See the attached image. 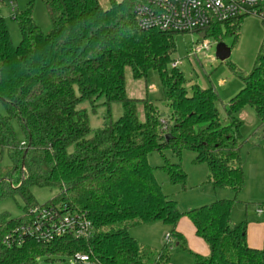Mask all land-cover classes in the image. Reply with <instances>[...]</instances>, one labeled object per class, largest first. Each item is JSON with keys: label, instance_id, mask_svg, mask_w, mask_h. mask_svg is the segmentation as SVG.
Listing matches in <instances>:
<instances>
[{"label": "trees", "instance_id": "16d2710c", "mask_svg": "<svg viewBox=\"0 0 264 264\" xmlns=\"http://www.w3.org/2000/svg\"><path fill=\"white\" fill-rule=\"evenodd\" d=\"M138 1L108 0L103 7L100 0H42L51 23L48 32L35 23L33 4L13 9L21 35L17 45L0 17V103L5 110L0 114V149L12 161L10 175L0 179L5 185L0 199L16 192L24 202L21 216L0 215V264H50L54 257L76 253L88 255L91 264H169L173 244L190 253L193 264H264V249L247 243L246 221L231 220L236 197L245 187L243 123L237 116L249 107L264 127V36L249 73L231 67L243 86L223 105L222 121L214 87L193 85L188 92L174 65L176 33L138 26L133 12ZM240 22L201 32L218 42L237 33ZM126 67L135 80L157 72L171 110L166 119L149 100L127 97ZM100 99L107 112L102 125L92 129L78 105ZM113 103L122 107L117 120L110 115ZM138 103L143 121L136 113ZM166 150L177 159L185 150L193 152V164L207 167L206 182L215 190L231 191L234 198L182 213L154 175L160 169L172 185L184 186L186 173ZM153 152L163 158L158 167L148 163ZM12 174H17L15 188ZM33 186L57 189L45 205L84 214L93 233L82 239L67 234L47 244L23 238L6 246L8 235L31 222L28 210L41 206L30 192ZM182 217L208 246L207 256L186 247L177 231ZM151 223L170 228L169 240L154 252L130 234V228ZM119 224L123 226L116 228Z\"/></svg>", "mask_w": 264, "mask_h": 264}, {"label": "rangeland", "instance_id": "374dc122", "mask_svg": "<svg viewBox=\"0 0 264 264\" xmlns=\"http://www.w3.org/2000/svg\"><path fill=\"white\" fill-rule=\"evenodd\" d=\"M12 2L16 11L23 10L30 3L33 4V19L35 23L43 32L50 30L51 23L42 0H12ZM100 3L103 7L108 6V0H100ZM14 11L10 4L0 1V17L4 19L7 25L13 44L17 45L21 40V35L18 25L13 18ZM263 36L264 23L254 16L244 17L241 19L237 33L227 35L223 39L218 40V42L210 39L208 48L201 54L194 55L192 54L191 48L193 44L199 41V35L196 32L175 34L176 51L173 54V59L177 62V67L186 79L185 86L188 92L190 93L191 86L193 85L202 88L214 87L220 98L217 107L222 121L225 117L223 105L243 86L242 82L233 73L231 67L244 73H249L254 65ZM218 43H222L229 50V56L224 61L216 57V46ZM124 75L127 97H134V99L138 100H149L155 105L161 118L166 119L171 110L163 100L157 72L150 70L145 79L135 80L132 77L130 68L126 67ZM102 102L103 100L100 99L94 105L90 102L78 105V109L86 111L89 125L92 129H97L103 123L107 108L102 105ZM136 113L138 119L143 121L144 111L141 103L137 104ZM0 114H5L1 103ZM110 115L112 120H117L122 115L120 103L111 104ZM237 117L243 123L240 129V135L243 138L240 155L245 175V187L236 197L237 201L232 210L231 219L237 223L246 221L248 225L250 223L264 221V214L257 213L258 209H262L264 212V127H261L254 111L249 107L244 108ZM224 123L226 122L224 121ZM71 150L72 148H69V151ZM165 155L172 163H179L186 173L187 178L184 186L172 185L166 173L160 169H155L154 175L161 185L163 193L177 203L178 209L182 213L208 205L218 199L234 198V194L231 191L215 190L211 184L206 182L207 167L205 164H193L192 160L195 157L193 152L183 151L180 159L172 157L169 150L165 151ZM162 162L163 158L158 152H153L148 156V163L152 167H158ZM11 170L12 161L7 150L0 149V179L10 175ZM16 178L17 174H12L13 188L16 187ZM4 188L5 185L1 184L0 193L4 192ZM30 192L38 205H45L55 197L57 189L33 186L30 188ZM23 211L24 202L18 193L13 192L0 199V215L15 218L21 216ZM122 226V224L115 225L116 228ZM134 228H138L136 230H142V227ZM167 234L169 235V232ZM167 234L163 236L164 243L166 242L165 236ZM141 245L144 244L142 243ZM161 247L156 248L150 246L149 248L154 252L158 251ZM186 247L190 250L188 244ZM171 254L172 260L169 264L194 263V257L175 244L172 245ZM52 259L53 261L50 264H73V261L68 257H54Z\"/></svg>", "mask_w": 264, "mask_h": 264}, {"label": "built area", "instance_id": "2783aa9c", "mask_svg": "<svg viewBox=\"0 0 264 264\" xmlns=\"http://www.w3.org/2000/svg\"><path fill=\"white\" fill-rule=\"evenodd\" d=\"M13 7L12 0H0ZM134 16L142 29L162 32H201L204 28L224 24L248 16L259 18L264 23V0H139L134 5ZM210 39L201 38L191 51L199 55L208 48ZM174 63V65H176ZM257 213L262 214V209ZM27 215L28 225L20 226L5 238L8 247L20 244L23 238L47 244L64 235L77 239L89 237L94 227L84 214L65 212L59 205L32 207ZM169 240V235L165 236ZM73 264H91L88 255L76 253L69 257Z\"/></svg>", "mask_w": 264, "mask_h": 264}, {"label": "crops", "instance_id": "0c3cea01", "mask_svg": "<svg viewBox=\"0 0 264 264\" xmlns=\"http://www.w3.org/2000/svg\"><path fill=\"white\" fill-rule=\"evenodd\" d=\"M126 95H127V88H126ZM130 98L134 99V97H130ZM220 191H226V190H220ZM262 214H264V212ZM232 222L237 223L233 220ZM135 227H142V230H136L138 228H134V227L130 228L131 229L130 234L132 235V237L137 239L139 243L141 244L143 243L145 246H149V247L154 246L156 248L159 246L161 247V245L164 244L163 236L164 234H167L170 230L168 226H165L162 223L144 224ZM177 231L181 233L182 236L185 238L186 245L187 244L189 245L190 250L192 252H195L196 254L202 256H207L209 254L208 246L204 241H202L195 235V230L191 222L186 217H182L180 219L177 225ZM246 240L250 247L256 249H264V221L250 223L247 225Z\"/></svg>", "mask_w": 264, "mask_h": 264}, {"label": "water", "instance_id": "95a60500", "mask_svg": "<svg viewBox=\"0 0 264 264\" xmlns=\"http://www.w3.org/2000/svg\"><path fill=\"white\" fill-rule=\"evenodd\" d=\"M199 36L201 38H205V32H201L199 34ZM229 56V50L228 48H226L225 46H223L222 43H218L217 46H216V57L221 60V61H224L228 58Z\"/></svg>", "mask_w": 264, "mask_h": 264}]
</instances>
